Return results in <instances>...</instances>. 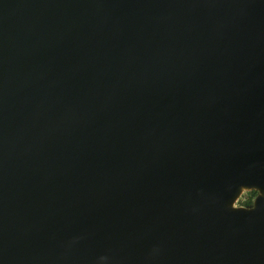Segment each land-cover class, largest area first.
I'll return each mask as SVG.
<instances>
[{"label":"water","instance_id":"water-1","mask_svg":"<svg viewBox=\"0 0 264 264\" xmlns=\"http://www.w3.org/2000/svg\"><path fill=\"white\" fill-rule=\"evenodd\" d=\"M0 264H264V0H0Z\"/></svg>","mask_w":264,"mask_h":264},{"label":"rangeland","instance_id":"rangeland-1","mask_svg":"<svg viewBox=\"0 0 264 264\" xmlns=\"http://www.w3.org/2000/svg\"><path fill=\"white\" fill-rule=\"evenodd\" d=\"M253 199H254V197L253 198L249 197V195L246 192H244L241 195V197L239 198L240 201L242 200L244 202V205L245 204H251L253 202ZM237 204H239V201L237 202Z\"/></svg>","mask_w":264,"mask_h":264},{"label":"trees","instance_id":"trees-1","mask_svg":"<svg viewBox=\"0 0 264 264\" xmlns=\"http://www.w3.org/2000/svg\"><path fill=\"white\" fill-rule=\"evenodd\" d=\"M248 195H249V197H251V198H253V197H255L256 196V194H257V192L255 191V190H251V191H247L246 192ZM239 204L240 205H244V202L241 200H239Z\"/></svg>","mask_w":264,"mask_h":264}]
</instances>
